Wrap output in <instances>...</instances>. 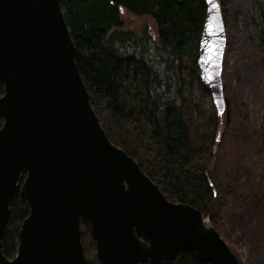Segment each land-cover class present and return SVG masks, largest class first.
<instances>
[{"label": "water", "instance_id": "obj_1", "mask_svg": "<svg viewBox=\"0 0 264 264\" xmlns=\"http://www.w3.org/2000/svg\"><path fill=\"white\" fill-rule=\"evenodd\" d=\"M204 1L196 65L220 118L225 28L218 1ZM0 84V264H86L81 220L99 264H166L179 251L201 263L239 264L199 210L167 201L108 141L81 81L60 0H0ZM17 191L29 213L8 260L1 238Z\"/></svg>", "mask_w": 264, "mask_h": 264}, {"label": "trees", "instance_id": "obj_2", "mask_svg": "<svg viewBox=\"0 0 264 264\" xmlns=\"http://www.w3.org/2000/svg\"><path fill=\"white\" fill-rule=\"evenodd\" d=\"M218 3L226 33L235 23L230 22L226 0ZM60 7L81 81L108 141L138 165L167 201L192 206L206 225L216 228L221 218L205 160L218 145L221 118L196 65L205 1L60 0ZM122 10L152 19L156 38L145 29L141 35L124 29ZM259 16L253 27L263 39L261 8ZM261 62L264 66V55ZM8 209L1 251L12 260L29 210L18 191ZM79 229L86 264H99L88 223L81 220ZM166 264L209 263H201L193 252L179 251Z\"/></svg>", "mask_w": 264, "mask_h": 264}, {"label": "rangeland", "instance_id": "obj_3", "mask_svg": "<svg viewBox=\"0 0 264 264\" xmlns=\"http://www.w3.org/2000/svg\"><path fill=\"white\" fill-rule=\"evenodd\" d=\"M226 2L235 23L225 33L221 70L228 117L224 111L218 145L205 160L221 218L213 229L239 264H264V38L253 27L260 22V8L264 14V0ZM120 19L124 29L137 35L145 29L152 39L157 36L149 17L122 10Z\"/></svg>", "mask_w": 264, "mask_h": 264}, {"label": "snow or ice", "instance_id": "obj_4", "mask_svg": "<svg viewBox=\"0 0 264 264\" xmlns=\"http://www.w3.org/2000/svg\"><path fill=\"white\" fill-rule=\"evenodd\" d=\"M216 7H217V5L215 3H213L212 4V8H216ZM210 20H211V18H210ZM207 27H208V29H211L213 27L212 23L209 22ZM209 35L210 36H214L215 35V32L209 31Z\"/></svg>", "mask_w": 264, "mask_h": 264}]
</instances>
